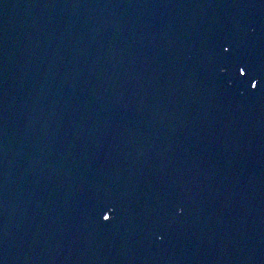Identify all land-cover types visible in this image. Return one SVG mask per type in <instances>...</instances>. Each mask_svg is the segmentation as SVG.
<instances>
[{
    "label": "water",
    "instance_id": "95a60500",
    "mask_svg": "<svg viewBox=\"0 0 264 264\" xmlns=\"http://www.w3.org/2000/svg\"><path fill=\"white\" fill-rule=\"evenodd\" d=\"M0 264H264V0H0Z\"/></svg>",
    "mask_w": 264,
    "mask_h": 264
}]
</instances>
